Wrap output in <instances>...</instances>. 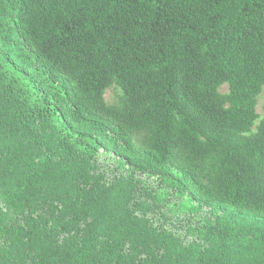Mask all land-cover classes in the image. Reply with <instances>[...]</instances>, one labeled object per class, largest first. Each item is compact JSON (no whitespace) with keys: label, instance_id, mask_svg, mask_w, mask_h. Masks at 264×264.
<instances>
[{"label":"trees","instance_id":"1","mask_svg":"<svg viewBox=\"0 0 264 264\" xmlns=\"http://www.w3.org/2000/svg\"><path fill=\"white\" fill-rule=\"evenodd\" d=\"M263 87L264 0H0V203L24 190L0 264H221L212 240L183 262L152 237L141 201L102 188L96 144L78 128L99 119L152 168L264 215Z\"/></svg>","mask_w":264,"mask_h":264},{"label":"rangeland","instance_id":"2","mask_svg":"<svg viewBox=\"0 0 264 264\" xmlns=\"http://www.w3.org/2000/svg\"><path fill=\"white\" fill-rule=\"evenodd\" d=\"M220 90L227 92L228 84ZM121 91L115 84L108 87L106 102L116 103ZM257 111L260 117L254 130L264 117V87L257 98ZM99 121L78 130L84 131L83 135L96 144L92 148H97L101 161L97 169L106 173L102 188H113L114 194H131V198L141 201L136 213L138 221L149 223L151 236L163 242L171 253L174 250L180 261L195 257L207 240H212L217 249L226 253L221 264L235 262L250 251L264 258V215L244 213L214 202L202 195L199 184L192 177L175 168H152L134 151L133 139L120 135L111 126L109 131L101 128ZM69 174L67 168L63 173L66 181ZM7 192L0 203L9 207L7 215L0 213V235L7 216L15 215L24 207L21 185Z\"/></svg>","mask_w":264,"mask_h":264}]
</instances>
